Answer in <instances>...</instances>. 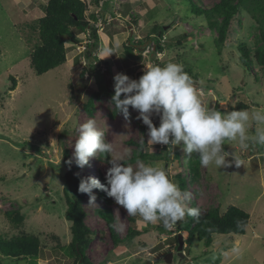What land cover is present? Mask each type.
<instances>
[{"label": "rangeland", "instance_id": "1", "mask_svg": "<svg viewBox=\"0 0 264 264\" xmlns=\"http://www.w3.org/2000/svg\"><path fill=\"white\" fill-rule=\"evenodd\" d=\"M47 1L0 0V235L37 238V264H73L62 250L71 242V222L65 213L67 197L73 195L65 176L70 169L79 179L92 177L106 184L108 161L123 157L125 166L136 167L140 161L163 169L181 191L191 193L188 206L199 208L201 214L216 210L221 215L235 206L248 213L249 222L242 236L215 235L209 243L194 239L191 246L184 244L180 258L174 227L129 216L106 192L94 189L95 205H89L86 194L81 197L90 233L85 251L90 264H264V146L245 151L237 142H228L223 151L229 153L230 166L204 168L195 154L186 156L182 144L142 145L143 137L147 144L148 130L136 118L138 112L129 108L130 118L125 121L110 105L117 73L137 80L150 66L173 62L183 65L202 102L222 114L264 110V68L252 61L247 72L237 52L241 44L250 55L262 46L255 3L250 0L241 6L219 45L221 18L211 25L191 13L187 0H100L98 6L82 0L88 5L91 27L100 36L94 58L84 56L86 43L93 41L91 34L76 32L78 43L65 42V63L36 76L29 65L37 41L31 25L43 16ZM192 1L209 9L220 0ZM126 41L134 51L124 50ZM88 119L97 121L112 152L103 158L94 155L83 169L74 161L67 166L78 127ZM152 122L158 127L159 117L153 116ZM254 133L255 125L249 128V134ZM234 154L239 167L233 162ZM10 212L17 213L21 222L10 221ZM109 222L122 243L112 241ZM130 227L141 233L125 241ZM181 235L185 241L186 234ZM169 253L171 261L166 263ZM29 262L0 256L1 264Z\"/></svg>", "mask_w": 264, "mask_h": 264}, {"label": "clouds", "instance_id": "2", "mask_svg": "<svg viewBox=\"0 0 264 264\" xmlns=\"http://www.w3.org/2000/svg\"><path fill=\"white\" fill-rule=\"evenodd\" d=\"M114 95L110 105L125 121L130 118L129 108L138 112L136 117L147 126V144H182L186 156L193 154L200 166L215 169L229 167V153L223 145L237 142L241 149L264 146V110H234L222 114L202 102L198 90L183 65L168 62L163 67L152 65L145 69L137 80L117 73L114 77ZM123 96V99L121 98ZM159 117V126L153 125L152 117ZM255 125V133L249 128ZM73 156L66 163L74 161L83 169L94 155L112 152V145L105 140L95 119H88L78 127ZM126 155V154H125ZM123 157L110 159L111 165L105 175L106 184L87 177L79 182L78 192L89 197V205H95L93 190L106 192L115 203L126 210L127 215L139 217L145 223L160 222L172 228L186 216L199 219V208L188 206L191 193L181 191L163 169L138 161L137 166H125ZM237 167L241 162L233 156Z\"/></svg>", "mask_w": 264, "mask_h": 264}, {"label": "trees", "instance_id": "3", "mask_svg": "<svg viewBox=\"0 0 264 264\" xmlns=\"http://www.w3.org/2000/svg\"><path fill=\"white\" fill-rule=\"evenodd\" d=\"M100 0H91L93 6H98ZM190 4L191 13L197 17H203L211 25L215 24L218 18L221 22L217 29V43L222 45L229 33L231 23L238 15L243 4L250 0H220L219 3L206 9L200 7L192 0H187ZM255 3L254 12L259 13L260 19H255L260 33L262 46L250 55L246 46L241 44L237 48L238 62L247 72L252 69V61L260 68H264V0H252ZM263 2V3H261ZM94 18V17H93ZM214 26V25H213ZM31 28L37 32V41L29 56V65L36 76H41L54 70L65 63L66 48L65 42L71 41L78 43L76 32H84L88 30L92 42L85 45L84 56L88 59L95 56L93 53L99 39V33L94 27H91L88 18V5L82 0H48L44 7V14L41 18L34 21ZM161 37L159 32L158 38ZM156 46L159 48V39H156ZM137 46H142L141 43ZM124 50L130 53L132 47L126 41L123 43ZM132 50V51H131ZM94 58V57H93ZM163 67L162 65L158 64ZM81 73L80 78H83ZM139 77L141 75H138ZM14 84V80L11 79ZM14 87V86H13ZM91 105V104H89ZM143 132L145 128H141ZM144 138V137H143ZM145 141V140H144ZM104 154H100L103 158ZM146 157L142 155V158ZM68 160H65V164ZM192 174L195 173L196 164L193 165ZM68 190L72 192V197L67 201V210L65 218L71 222V242L62 250L67 254L68 259L73 260V264H90L85 257V251L90 240L89 229L84 224V213L81 209L82 194L78 192V186L81 179L73 176L70 172L65 176ZM106 183L105 180H103ZM184 187V186H183ZM67 195V194H66ZM106 198V197H105ZM109 202V199L106 198ZM109 212L106 211V217L109 218ZM7 217L10 221L21 222L17 213H9ZM130 222L134 223V219L130 218ZM249 222L248 213L243 210L230 206L223 214H219L216 210H209L205 214H201L199 219L186 216L185 221H178L174 228L178 234H186L184 244L191 246L194 239L198 241L210 242L212 236H242L245 234L246 227ZM112 223H108L110 237L114 244L122 243L112 228ZM166 232V228H160ZM128 236L125 241L132 240L141 232L135 231L131 227L128 229ZM175 238L177 244L178 239ZM40 243L34 236L20 235L7 238L0 235V256L13 260H30L29 263L37 264L39 257ZM1 264V263H0Z\"/></svg>", "mask_w": 264, "mask_h": 264}, {"label": "water", "instance_id": "4", "mask_svg": "<svg viewBox=\"0 0 264 264\" xmlns=\"http://www.w3.org/2000/svg\"><path fill=\"white\" fill-rule=\"evenodd\" d=\"M177 239H178L177 255H178L180 258H182L183 255L181 254V250H182L183 245H184L183 236H182L181 234H178ZM171 256H172V254H170V253H169L168 255H166L165 258H164V262H166V263H170V261H171ZM148 264H149V263H148Z\"/></svg>", "mask_w": 264, "mask_h": 264}, {"label": "built area", "instance_id": "5", "mask_svg": "<svg viewBox=\"0 0 264 264\" xmlns=\"http://www.w3.org/2000/svg\"><path fill=\"white\" fill-rule=\"evenodd\" d=\"M97 32V31H96ZM158 48V47H157ZM153 50H155V49H153ZM148 53V51L146 50L145 52H143V54L145 55V54H147ZM201 94V93H200Z\"/></svg>", "mask_w": 264, "mask_h": 264}]
</instances>
